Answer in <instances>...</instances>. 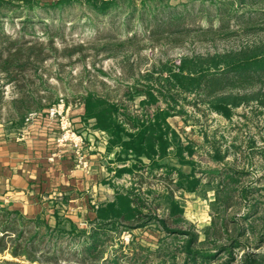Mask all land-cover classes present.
Wrapping results in <instances>:
<instances>
[{"label": "rangeland", "instance_id": "rangeland-1", "mask_svg": "<svg viewBox=\"0 0 264 264\" xmlns=\"http://www.w3.org/2000/svg\"><path fill=\"white\" fill-rule=\"evenodd\" d=\"M36 1L45 5L54 0ZM136 1L140 4V0ZM256 1L258 3L252 7L235 6L234 10L225 14L218 12L215 6L197 0H172V8L160 19L168 22L166 19L174 14L182 15L183 19L175 27L162 23L164 30L154 34L153 28L147 26L146 17L128 16L125 12L96 16L78 6L64 12L38 8L30 14L31 20L24 28L19 18H5L4 33L12 41L37 43L35 55L44 58V61L42 64L36 61L27 64L18 82L24 91H34L37 96L43 97L44 104L49 99L58 98L59 101L63 99L66 106H80L82 95L92 91L111 101L125 102L140 113L141 97L128 101L125 94L134 83L140 87L147 85L146 75L160 64L168 62L178 66L186 56L225 54L263 43L264 1ZM16 86L17 82L6 86L4 98L0 99V134L3 132L9 137L19 133L12 124L13 110L9 103L16 96ZM262 92L264 78L254 80L245 88L230 90L227 94L251 98ZM159 105L162 109L167 107L163 101ZM172 106L176 109L175 114L167 121L184 148L182 155L185 163L179 162L174 156L176 149L170 147L171 157L157 159L159 164L169 165L168 168H143L140 172L135 170L121 177H116L114 171L122 166L115 161L116 152L120 150L109 151L108 134L94 129L93 119L83 120L87 129L100 133L106 146L110 176L104 185L113 194L102 204L112 202L118 188L130 189L146 203L142 218L132 223L124 222L132 226L131 231L111 234L105 244L107 256L115 248L128 250L136 244L153 252L169 245L171 237L161 221L171 228L195 232L199 234V241H203L204 230L223 218L228 221L230 235H236L237 225H242L246 233L243 238L249 239L247 247L264 254V244L257 248L258 242H255L249 228L251 223L256 234L264 233V106L253 100L249 104L230 108L225 115L214 111L194 94L180 96L179 103H171ZM48 109L33 110L31 113L41 114L30 125L40 121ZM141 159L144 164H150L145 156ZM172 167L175 168L173 172L170 170ZM170 171L171 179H168L166 176ZM227 175H234L238 181L225 179ZM220 184H231L235 189L234 202L227 210L216 202L215 194ZM144 221L146 224L140 226ZM96 225L94 222L82 230H73L69 226L58 228L72 230L75 235H87ZM224 236L227 237V234ZM79 241L78 237L65 238L62 245L66 248V255L62 260L77 264L74 252ZM242 254L243 251L238 253V260ZM121 262L129 264L130 260L123 258Z\"/></svg>", "mask_w": 264, "mask_h": 264}, {"label": "trees", "instance_id": "trees-1", "mask_svg": "<svg viewBox=\"0 0 264 264\" xmlns=\"http://www.w3.org/2000/svg\"><path fill=\"white\" fill-rule=\"evenodd\" d=\"M172 0H55L40 5L36 0H0V99L4 98V88L17 82L16 96L11 99L13 110L12 121L15 130L24 127L26 117L33 110L41 111L58 103L59 99L43 103V97L34 91H24L18 82L19 75L24 72L30 62L43 63L44 58L35 55L37 43L12 41L5 35L4 19L19 18L23 28L31 20L30 14L38 8L58 12L78 6L85 8L96 16H107L115 12H125L128 16L146 17L147 26L153 28V34L163 31L162 23L176 26L182 15L174 14L160 19L172 8ZM202 4L216 7L218 12L229 13L234 7L254 6L256 0H197ZM264 1V0H260ZM261 3V2H260ZM5 41V42H4ZM6 44V46H4ZM166 73V75H164ZM264 78V42L253 47H243L239 51L213 56L193 55L181 59L180 65L168 62L160 64L154 71L146 75L147 85L140 87L134 83L125 94L128 101L141 97L140 113L125 102H114L95 92L88 91L81 97V105L85 108L84 121L94 120L93 128L104 131L109 136L108 150L119 149L115 161L122 164L114 169L116 177L124 173L132 174L143 168L158 170L167 165L158 163L171 157L170 147L176 149V158L184 164L183 151L177 133L168 123L176 109L171 103L178 104L179 97L184 94H194L214 111L227 114L230 108L240 107L256 100L264 106V92L256 97L228 95L230 90L245 88L253 81ZM167 107L162 109L160 102ZM191 151L190 148H188ZM150 160L146 165L141 157ZM140 165V166H139ZM173 172L174 167L170 168ZM166 176L171 179V173ZM140 172V171H139ZM140 174V173H139ZM235 174V173H234ZM238 175L242 174L237 172ZM236 175V174H235ZM165 177V178H166ZM232 182L238 179L227 175ZM118 188V187H116ZM234 188L231 184H220L216 191V202L227 210L234 202ZM146 203L130 189L116 191L112 202L101 204L96 208V226L91 233L77 234L72 230L53 227L42 219H29L18 211L0 206V264H70L62 257L66 248L62 245L65 238L81 239L76 251L77 264H123L121 259L128 258L129 264H264V254L254 252L247 247L248 238L242 225H237V234L230 235L228 221L223 218L212 223L204 230L205 239L199 241V234L171 228L161 221L164 230L171 237L169 245H163L156 252L142 245H134L128 250L115 248L108 257L105 247L111 234L131 231L132 223L142 218ZM123 221V222H121ZM127 222V223H124ZM126 225H124V224ZM146 224L145 221L140 226ZM122 225V226H121ZM138 226V225H137ZM250 232L254 235L257 248L264 244V233L256 234L253 224H249ZM75 230V228H72ZM249 232V233H250ZM227 234V237L224 236ZM74 236V238H72ZM174 241H177L174 243ZM114 247V246H113ZM112 247V248H113ZM243 251L238 260L237 255ZM7 255L10 258H5ZM155 256V257H153ZM143 258V259H142ZM141 259V260H140ZM158 259L159 261H155ZM132 262V263H131Z\"/></svg>", "mask_w": 264, "mask_h": 264}, {"label": "crops", "instance_id": "crops-1", "mask_svg": "<svg viewBox=\"0 0 264 264\" xmlns=\"http://www.w3.org/2000/svg\"><path fill=\"white\" fill-rule=\"evenodd\" d=\"M65 113L85 137L88 166L79 164L71 146L58 145L60 126L47 119L46 113L34 125L24 126L17 136L2 132L0 206L29 219L45 220L53 227L82 230L93 225L96 208L113 194L104 185L110 167L100 133L87 129L83 122L84 106H66Z\"/></svg>", "mask_w": 264, "mask_h": 264}, {"label": "built area", "instance_id": "built-area-1", "mask_svg": "<svg viewBox=\"0 0 264 264\" xmlns=\"http://www.w3.org/2000/svg\"><path fill=\"white\" fill-rule=\"evenodd\" d=\"M66 104L61 99L57 104L53 105L46 111V118L55 121L60 126V135L57 139L60 147L71 146L78 155L79 164L86 168L88 166V159L85 151V138L78 133L74 128L70 119L65 113ZM41 113L33 112L27 115L24 126H28L36 121Z\"/></svg>", "mask_w": 264, "mask_h": 264}]
</instances>
